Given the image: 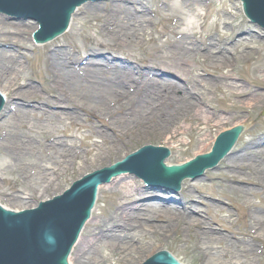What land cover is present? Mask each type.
I'll use <instances>...</instances> for the list:
<instances>
[{
  "label": "bare ground",
  "instance_id": "obj_1",
  "mask_svg": "<svg viewBox=\"0 0 264 264\" xmlns=\"http://www.w3.org/2000/svg\"><path fill=\"white\" fill-rule=\"evenodd\" d=\"M171 1L176 20H184L181 9L191 13L204 6L202 0ZM105 6L104 10L102 5L85 2L76 8L75 14L78 11L87 14V22L94 19L95 28L111 41L133 44L145 38L151 19L146 16L148 9L141 0H109ZM197 17L194 14L187 28L177 30L174 39L157 42L150 55L155 65L145 68L101 53L104 41L87 47L84 58L78 56L80 52L74 44L69 49L60 42L50 44L41 61L45 79L38 87L31 81H21L25 66L17 56L20 49L9 48L23 42L29 26L9 22L1 14L0 92L6 100L0 111V188L9 190L6 194L9 200L20 201V206L3 207L13 211L26 208L22 202L25 196L58 184L61 176L80 163L82 156L85 162H93L106 154H119L122 144L138 137L140 132L169 131L164 145L172 151L170 145L178 135L190 129L202 131L213 119L224 116L220 112H232L231 116L239 117L264 105V92L234 80L230 72L206 75L192 69V57L197 53L204 57L205 67L224 68L229 62L227 58H217L212 34L201 35V41L197 42L193 31ZM215 21H219L218 16ZM181 24L186 25L181 21L175 29ZM222 24L226 25V21ZM69 26V33L75 34L72 23ZM239 39L234 42L236 45L246 41ZM240 58L250 57L245 52ZM257 70L263 72L264 83V56L250 69L252 73ZM127 84L133 87V92L126 90ZM212 90H221L229 108L211 106L215 97L209 98L207 93ZM177 91L181 97L175 94ZM196 94L197 101L193 102ZM185 95L189 97L186 103ZM165 98L167 103L163 106L161 99ZM160 111H165L163 118L153 121ZM245 121V118L237 120L230 127ZM229 154L223 160L228 174L221 192L229 197L228 206L234 209L236 199L246 203L249 219L243 230H232L229 225L234 222L232 213L220 198H212L210 205L215 213L223 212L225 216L208 220L188 215V207H178L175 202L166 205L160 200H144L128 206L127 202L138 198L144 190L131 174L121 173L97 189L96 203L104 189L112 194L110 205L114 209L104 208L86 222L89 225L86 237L82 240L80 236L76 242L80 260L86 264L124 260L126 254L136 253L133 241L139 242L148 233L165 235L174 230L178 234L185 232L202 254L203 264H251L260 252L255 243L264 241V131L244 141L240 154L232 150ZM171 155L165 159L166 164H170ZM238 155L245 159L233 162ZM256 195L262 199V207H256L249 197ZM215 221H226L228 225L217 229ZM100 248L108 250L105 256L100 254ZM68 261L72 264L71 254Z\"/></svg>",
  "mask_w": 264,
  "mask_h": 264
},
{
  "label": "rangeland",
  "instance_id": "obj_2",
  "mask_svg": "<svg viewBox=\"0 0 264 264\" xmlns=\"http://www.w3.org/2000/svg\"><path fill=\"white\" fill-rule=\"evenodd\" d=\"M108 2L109 0L90 3L102 5V8L105 10V4ZM141 3L148 9L146 16L151 19V22L147 26L145 38L140 41H136L133 44H123L118 41L114 42L109 40L107 37H103V35L100 34L94 26L96 21L92 19L90 22H87L86 16L88 15H82L80 11L76 12V14L74 12L72 15L73 18L71 17L70 21V24L72 23L75 27V34L69 33V26L62 35L42 44H35L32 40L31 32L37 29V22L35 20L29 22L26 20H7L9 22L27 24L29 26L25 33L23 42L20 45L9 47L13 51L20 49L19 51L24 54L23 55L19 51L17 53V56H20L19 60L22 61L25 66V71L21 75V81L25 79L27 81H31L38 87L41 86L43 80L45 79L41 70L42 57L48 46L57 42L65 44L64 47L66 49H69L71 44L76 45L78 47L77 51L80 52L78 56L80 58H84L87 47H94L97 41H104L106 45L100 48L101 53H107L116 58L124 59L130 64L138 67L145 68L147 66L155 65L153 59L150 58L151 53L154 51L153 47L155 44L157 42H163L166 39H174V37H177V30L182 31L185 27L187 28L188 21L194 17V14H196L198 17L195 18L196 22L193 31L195 32L197 42L201 41V39H199L201 35L204 36L206 33L212 34L213 42L216 46L215 49L217 58L219 60L227 58L229 59V62L228 66L224 68L215 69L205 67L204 57L200 53H197L195 57H192V69L206 75L228 71L233 74L235 77L234 80L242 81L253 90L264 92V86H260V84H264L261 81L263 78V72H259V70H257L252 73L250 71V69L254 66V63H256L260 57L264 56V30L259 25L250 22L245 17L241 4L238 1L202 0L204 6L201 5L196 11L190 13L181 9L182 12L185 13L183 16L184 20L174 19V4L171 0H141ZM1 14L6 16L4 13H0V15ZM217 16L219 21L216 22L215 20ZM223 20L226 21V25L222 24ZM181 21H184L186 25L181 24L178 29H175V26H177V24ZM187 32L189 33L191 31ZM247 34L249 36H247ZM239 38L244 40L246 39V41L240 42L236 45L235 41ZM19 46H21V48H18ZM244 46H246V48H244ZM245 52H248L250 57L249 59L240 58L241 55H245ZM125 88L126 90L133 92V87L129 84H127ZM180 93L181 92L177 91L175 94L181 97ZM207 96L209 98L215 97V99L211 102V106L213 108H229V102L223 99L224 95L221 90L209 91ZM197 97L198 96L196 94L192 98V101H197ZM165 100L166 98L161 99V104L163 106L165 105ZM188 100L189 97L185 95L183 102L186 103ZM173 102L178 101L176 100ZM171 106H173V103ZM211 110L212 109H209V111ZM164 112L165 111L157 112V116L153 117V121L161 120L164 116ZM220 113L224 116L219 120L213 119L209 122V125L206 128H203L202 131L196 132L194 129H190L187 133L178 135L177 138L174 139L175 141L173 140L174 144L172 142L170 145L172 146V151H170L172 155L169 159L170 164L182 163L183 161L190 159L197 152L209 151L216 135L220 131L230 128V125L237 120L246 119L244 123V130L239 136L236 144L231 149L234 153L240 154L243 149L244 141L252 135L264 131V105L259 106L251 112L247 111L239 117L231 116V114H233L232 112ZM202 126L204 125L202 124ZM84 134L85 133L83 132V135ZM168 135H170L169 131L164 132L161 130L140 132L138 137L135 136L132 139H128L126 144H122V149L119 154L114 152L109 155L106 154L101 159H97L93 162H90L89 160L85 162V158L81 155L82 159L80 160V163L76 164L73 170H68L67 173L61 176L58 184L40 192H32L25 196L26 199L22 202H25L26 208L37 205L40 199L51 198L55 193H61L65 188L69 187L74 180L80 178L86 172L96 170L99 166H108L110 163H115L117 157H119L117 160H121L127 152L134 151L137 147L146 144L164 145V140ZM76 142L78 143L79 140L76 139ZM164 147L167 146L164 145ZM224 158L220 160L215 168L206 170L202 177L195 180H183L181 188L177 192L181 195V197H194L197 204L193 205L196 207H194L193 210L198 215L193 216H199L206 220L217 217L222 218L225 216V213L223 212L215 213V209H213L210 205L212 198H220L222 200V204L232 213L234 222L229 224L232 226V230L241 231L245 228L247 225V219H249L246 216L248 207L245 202L241 201L240 198L236 199V209L228 206L229 197L225 193L221 192L223 185L227 184L225 180L226 175L228 174L227 170L223 168ZM244 159L245 157L238 155L236 159H233V162H240ZM9 176H11V174ZM12 176L14 175L12 174ZM132 176L136 183H140L142 185L141 179L134 175ZM104 191L107 192V190L102 189L99 199L97 203H95L96 206H94L95 209L93 208L94 211L92 213L94 216L100 214L104 208L107 211H112L114 209V207L110 205L112 194L105 193ZM7 193H9V190L5 187L0 188V204L2 206L8 205L10 207L20 206V201L9 200L6 195ZM249 197L252 199V202L256 207H262L263 202L258 195L255 197ZM260 201L261 203L259 204ZM227 225L228 223H226V221L214 222V227L217 229L219 227H227ZM88 226L89 225L85 224L81 231L80 236H82V240L86 237ZM133 246V248H135L134 252L136 253H131L129 256L126 254L124 260H104L95 264H140L144 259H146V257L151 256L153 251L163 248L170 251L180 262L185 264H203L202 254L195 249L192 242L189 238H187L185 232L183 234H178V232L176 233L174 230H171L165 235L161 233H148L142 236L139 239V242L133 241ZM255 247L259 249L260 252L258 257L254 259L251 264H264V241H257L255 243ZM99 252L102 256H105L108 250L106 248H100ZM79 254L80 252L75 244L71 252L72 264H86L80 260Z\"/></svg>",
  "mask_w": 264,
  "mask_h": 264
},
{
  "label": "water",
  "instance_id": "obj_3",
  "mask_svg": "<svg viewBox=\"0 0 264 264\" xmlns=\"http://www.w3.org/2000/svg\"><path fill=\"white\" fill-rule=\"evenodd\" d=\"M85 1L0 0V10L36 19L39 28L33 36L36 41H47L64 31L75 7ZM241 2L245 14L264 27V0ZM6 19L27 20L14 19L10 14H6ZM2 103L3 96L0 93V109ZM241 125L244 130L245 124L242 123L233 125L232 129H225L230 130L220 131L209 153L198 155L184 164L168 166L164 163L168 155L165 148L142 145L137 152L132 154L129 153L133 151L127 152L125 156L129 155L122 161L115 160L119 162L110 163L113 165L108 167L99 166L96 168L98 170L91 173L86 172L88 174L77 178L61 194L55 193L56 196L53 195L47 200L40 199L44 201L38 202L36 207L23 208L16 212L0 206V264H68L67 258L72 245L90 215L99 184L109 182L112 176L121 172L130 171L148 183L161 184L176 190L184 178L195 179L201 176L206 168L214 167L234 144ZM200 153L204 152H197L193 156ZM141 187L144 193L138 195V198L130 199L127 202L128 206L144 203V200L148 202L160 200L166 205L167 202H175L178 207H188V215H198L190 208L197 204L194 197H181L178 192L174 193L164 187L147 186L143 181ZM46 235L52 236L55 243H48ZM159 250L161 251H153L151 256L146 257L147 259L140 264H182L164 251L165 248Z\"/></svg>",
  "mask_w": 264,
  "mask_h": 264
},
{
  "label": "clouds",
  "instance_id": "obj_4",
  "mask_svg": "<svg viewBox=\"0 0 264 264\" xmlns=\"http://www.w3.org/2000/svg\"><path fill=\"white\" fill-rule=\"evenodd\" d=\"M45 238H46L48 243H50V244H54L55 243V240H54V238L52 236L46 235Z\"/></svg>",
  "mask_w": 264,
  "mask_h": 264
}]
</instances>
